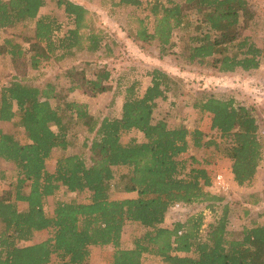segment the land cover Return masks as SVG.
<instances>
[{"label": "trees", "instance_id": "16d2710c", "mask_svg": "<svg viewBox=\"0 0 264 264\" xmlns=\"http://www.w3.org/2000/svg\"><path fill=\"white\" fill-rule=\"evenodd\" d=\"M47 3L0 0V31L14 69L0 91V122L23 129L28 138L22 144L0 130V161L15 166L16 173L9 191L0 188V264H89L92 248L109 246L114 248L112 264H144L145 255L160 259L161 264H264V225L254 221L238 235L232 233L228 205L208 226L206 236L201 234L202 214L172 228L164 226L175 204L210 203L209 209L216 213L213 204L224 201L206 191L212 179L202 163L181 159L192 147L215 148L230 162L234 182L239 187L251 184L264 159L260 114L234 99L203 94L185 105L210 117L208 129L213 135L198 127H170L165 119L154 121L159 100L177 107L182 96L178 79L154 69L147 74L150 83L143 93L138 80L126 88L120 117H94L85 103L68 101L65 93L90 98L105 94L111 89V70L91 77L72 61L61 75L69 83L67 89L51 83L37 85L32 74L48 63L62 66L67 59L75 61L80 54L97 56L103 48L110 55L112 36L97 26L85 6L56 0L72 25L60 35L62 25L55 17H39ZM142 4L119 0L116 6ZM149 7L152 30L148 19L132 15L126 28L129 39L157 44L161 55H167L176 45L174 32L181 31L180 42L186 48L174 53L187 66L229 74L257 71L264 65V43L258 45L247 35L262 28L250 0H153ZM34 20L31 37L22 39L12 32ZM122 84L117 81L116 96L121 95ZM72 128L86 129L83 152L61 155L54 172H49L47 163L54 151L66 152L75 145V139L69 138ZM133 131L141 133L143 141L123 143V137ZM120 168L126 171L118 174ZM116 188L137 193V198L114 200ZM62 190L87 193L88 198L56 202L53 215H48L47 200ZM21 204L26 208L21 210ZM128 223L146 229L132 248L124 247L122 240ZM40 232L49 237L31 246L20 245Z\"/></svg>", "mask_w": 264, "mask_h": 264}, {"label": "rangeland", "instance_id": "374dc122", "mask_svg": "<svg viewBox=\"0 0 264 264\" xmlns=\"http://www.w3.org/2000/svg\"><path fill=\"white\" fill-rule=\"evenodd\" d=\"M69 1L83 5L90 10L97 26L112 36L111 40L114 41V44L109 43L112 48V54L107 55L106 48H103L97 56L90 57L80 54L75 57V61L71 59L65 60L62 66L55 62L45 64L41 70L32 74L36 80L35 84L43 86L46 83H51L57 89L61 87L65 89L69 88L68 81L64 77H61V75H64L65 72L63 67L70 65L72 61L71 65H74L79 70L85 69L91 77L97 76L104 70H111L112 78L109 92L97 95L94 98L83 96L78 92H66L65 97L68 101L85 103L90 113L98 119L103 116L116 118L122 114L126 88L138 80L139 84H141L140 93H143L150 83V77L147 74L154 69H159L180 81L178 87L182 96L180 101H178L177 107L170 106L171 101L159 100L153 115L154 121L165 119L170 127L186 126L190 130L198 127L204 132L213 135L214 133L208 129L210 117L208 115H201L193 108L185 105V103L192 102L195 96L200 97L205 94L217 98L234 99L239 104L242 103L249 108H254L261 116L260 132L264 139V65L262 66V71L255 73V76L245 75L241 71L225 74L219 73L214 68L187 66L183 63L182 59L177 57V53L186 48V44L180 42V38L183 36L181 31L174 32L173 42L176 45L167 55H161L157 44L151 45L129 39L126 28L131 23L132 15L148 19L149 28L152 30L153 19L149 3L153 0H141L143 4L138 8L116 6L119 0H111L109 2L102 0H92L90 2L84 0ZM250 2L262 23L263 29L259 27L255 32L248 31L247 35L253 36L258 45H261L264 43V0H250ZM46 15L55 17L62 25L60 35H64L72 27L71 22L64 13V9L57 6L56 0H48L46 7L42 8L39 12V17ZM35 24L36 21L34 20L27 25H19L12 32L17 36H21L22 39L29 38L33 35ZM189 30L191 34H195L194 27H190ZM4 37L5 35L0 31V52H2L0 54V91L2 86L6 85L7 81L14 75L9 55L5 53ZM175 50L177 53H174ZM118 80H122L123 84L120 88L121 95L116 96ZM0 130L13 134L22 144L28 143L24 130L11 123L0 122ZM86 136L85 128H72L69 132V138L73 137L75 139V145L66 152L55 150L51 160L47 163L48 171L54 172L56 161L61 155L82 153L84 150L83 142ZM130 139H137L142 142L144 138L141 133L133 131L123 137V143H127ZM181 159L202 163L212 179V186L206 188V191L224 199V201L213 204L216 207V213L211 208L209 209L210 203L186 205L176 210L171 208L164 226L172 228L176 222H186L190 217L202 214L204 216V227L201 234L206 236L208 226L215 223L222 216L223 208L226 205L229 208L228 229L232 233L238 235L245 227L251 226V223L254 221H257L260 225H264V159L258 168L255 178L247 187H239L234 182L230 172V162L215 148L197 149L192 147L189 152L181 156ZM117 170L118 174L126 171L125 168ZM3 175H5V179L2 178ZM15 177V166L0 161V188L5 192L9 191L13 187V184L11 186L10 182L14 183ZM87 198V193L76 194L62 190L56 197H51L47 200L45 211L48 215H53L56 202H70L72 200L85 202ZM135 198H137V193H124L117 188L112 192V199L114 200ZM254 201L257 203L253 204ZM19 208L23 210L26 208V205L21 204ZM246 210L249 211L248 215ZM1 228L2 226L0 225V231ZM145 232L146 229L139 223H128L123 231V246L127 248L134 247L135 240L143 236ZM48 237L47 232H40L35 235L32 241L22 242L20 245L31 246L33 243L42 242ZM113 254L114 248L112 246L94 247L91 249L89 264H112ZM143 263L161 264L160 259L150 255L144 256ZM51 264L57 263L53 262Z\"/></svg>", "mask_w": 264, "mask_h": 264}, {"label": "crops", "instance_id": "0c3cea01", "mask_svg": "<svg viewBox=\"0 0 264 264\" xmlns=\"http://www.w3.org/2000/svg\"><path fill=\"white\" fill-rule=\"evenodd\" d=\"M262 68H260L259 70H257V71H253V72H243V71H241V73H243V74H245V75H248V76H255V73H259V72H261L262 70H261ZM238 73V72H237ZM35 243H33L32 245H34Z\"/></svg>", "mask_w": 264, "mask_h": 264}, {"label": "built area", "instance_id": "2783aa9c", "mask_svg": "<svg viewBox=\"0 0 264 264\" xmlns=\"http://www.w3.org/2000/svg\"><path fill=\"white\" fill-rule=\"evenodd\" d=\"M185 205H183V204H181V203H178V204H175L174 206H173V209H181V208H183Z\"/></svg>", "mask_w": 264, "mask_h": 264}]
</instances>
